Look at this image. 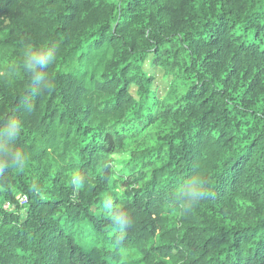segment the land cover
I'll use <instances>...</instances> for the list:
<instances>
[{"label":"trees","instance_id":"16d2710c","mask_svg":"<svg viewBox=\"0 0 264 264\" xmlns=\"http://www.w3.org/2000/svg\"><path fill=\"white\" fill-rule=\"evenodd\" d=\"M0 264H264V0H0Z\"/></svg>","mask_w":264,"mask_h":264},{"label":"rangeland","instance_id":"374dc122","mask_svg":"<svg viewBox=\"0 0 264 264\" xmlns=\"http://www.w3.org/2000/svg\"><path fill=\"white\" fill-rule=\"evenodd\" d=\"M146 67L154 76L153 90L157 96L163 97L169 89L170 77L166 75L165 70L161 67L150 65L149 62L146 63ZM131 89L133 93H136L137 88L135 86H132ZM20 195L21 194H19L18 197Z\"/></svg>","mask_w":264,"mask_h":264},{"label":"built area","instance_id":"2783aa9c","mask_svg":"<svg viewBox=\"0 0 264 264\" xmlns=\"http://www.w3.org/2000/svg\"><path fill=\"white\" fill-rule=\"evenodd\" d=\"M18 200H19V203H20L21 205H25V204H27V200H26V197H25L24 195H20V196L18 197ZM5 207H6V208H14V205L11 204L10 202H7V203L5 204Z\"/></svg>","mask_w":264,"mask_h":264},{"label":"clouds","instance_id":"9594fccd","mask_svg":"<svg viewBox=\"0 0 264 264\" xmlns=\"http://www.w3.org/2000/svg\"><path fill=\"white\" fill-rule=\"evenodd\" d=\"M32 60H34L37 64L41 63L42 61L40 59H38L36 56H33L31 58ZM117 219H119V217H117Z\"/></svg>","mask_w":264,"mask_h":264}]
</instances>
